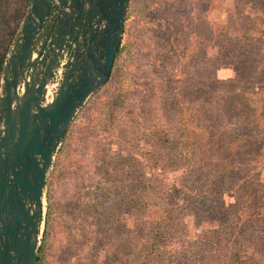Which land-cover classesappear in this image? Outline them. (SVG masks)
Instances as JSON below:
<instances>
[{"label":"rangeland","instance_id":"rangeland-1","mask_svg":"<svg viewBox=\"0 0 264 264\" xmlns=\"http://www.w3.org/2000/svg\"><path fill=\"white\" fill-rule=\"evenodd\" d=\"M32 1L10 0L7 17ZM121 47L48 171L45 264H220L232 234L245 264H264V0H130ZM231 94L255 112L242 101L229 111ZM246 125L227 159L212 136L223 143ZM228 161L243 223L210 234L221 223L207 208L222 198L201 184Z\"/></svg>","mask_w":264,"mask_h":264},{"label":"water","instance_id":"water-1","mask_svg":"<svg viewBox=\"0 0 264 264\" xmlns=\"http://www.w3.org/2000/svg\"><path fill=\"white\" fill-rule=\"evenodd\" d=\"M129 2L31 3L0 83V264L38 263L48 171L80 108L111 77ZM75 21L83 40L48 97Z\"/></svg>","mask_w":264,"mask_h":264},{"label":"trees","instance_id":"trees-1","mask_svg":"<svg viewBox=\"0 0 264 264\" xmlns=\"http://www.w3.org/2000/svg\"><path fill=\"white\" fill-rule=\"evenodd\" d=\"M10 4V0H0V83H1V78L4 72V68H5V64L8 58V54L10 52L11 49V45L14 41V39L16 38V34H17V26H20V20L24 19V17L26 16V14L24 15V13L21 12V10H17L16 12V17H7V7ZM18 16V17H17ZM128 17V16H127ZM22 19V20H23ZM18 20V21H17ZM15 21V22H14ZM17 21V22H16ZM251 30V32L255 31V27H250L249 28ZM224 38H229V34L225 33ZM232 38H229V41L231 42ZM123 48L120 46L118 54L115 58V63L118 59V57L121 55ZM259 52V51H258ZM252 59H255L254 56L251 57ZM114 68V67H113ZM210 71V70H209ZM113 72V71H112ZM212 73V71H210ZM112 75V74H111ZM209 75V73H208ZM216 80L218 81V78H216ZM209 83V82H208ZM225 83H229L230 88L229 89H235V87L237 86L236 84V77L234 78H229L227 81H225ZM236 96H234V94H231L230 99H229V111H236L239 107L240 102H244V109L247 112H255V108L252 106V100L247 98V99H240L239 97L235 98ZM207 102V99H206ZM260 118H264V111L262 112V115ZM258 118V120L260 119ZM231 134H229L225 140L226 142L223 141V143L220 142V138H216V135L212 136V139H216L217 143H219V145H221L223 147V149L226 152V157L227 159L232 157L233 155V151L234 149V145L237 143V141H239V139L241 138V136L246 137L247 135L249 136V127L246 125L245 129L240 132L239 134H236L233 132H230ZM67 136V134H66ZM65 136V138H66ZM188 140L190 139V136H185ZM200 137V135L198 136ZM196 144L197 147L201 148V146L204 145V143L198 139L194 142ZM208 151V150H207ZM206 153L209 154L208 152H204L203 154L205 155ZM258 159V158H257ZM235 163H230L229 161L226 164V169L228 172L226 173H222L220 172V170H218V172H216L215 176H210V178L208 177L201 185H210L213 191V195L215 198H219L220 200V207L218 208V210H215L214 208H212L213 206L209 205L207 210H210L209 214L211 217L217 219L220 221L221 226L219 229L210 232V234H220V232L222 233V231L226 232L225 227L227 226V228H230V230H233V228H239V224L243 223V215H238L237 213V208H238V204L240 202L238 195L234 192L235 190V186L233 184H230L227 182L228 180V175L229 173H233L235 172V168L234 165ZM227 187V188H226ZM247 188V185L246 187ZM225 189H227L228 191H226ZM249 187L247 188L245 194L246 196H250V194L248 195L249 192ZM176 191H179V189H176ZM225 193H227L228 196H232L235 197L237 200L235 203H226V201L224 200ZM217 211V212H216ZM263 208H260V214L263 212ZM50 213H51V207H48V212H47V225H46V231H45V236L42 242V245L39 248V256H38V263L37 264H45V246L47 243V227H48V222H49V217H50ZM196 216H198L196 214ZM208 216V217H210ZM250 220H247V222H249ZM161 224V223H159ZM230 242L234 245L232 250L229 251V259L228 260H223L222 262H220V264H245L244 262V257L245 254L243 253L244 250H242L240 247V241L237 239V236H235L234 234H232L231 238H230ZM254 246H250L247 245L245 251L249 252V250L253 249ZM259 249H261L262 251H264V247H259ZM254 251V250H253Z\"/></svg>","mask_w":264,"mask_h":264},{"label":"flooded vegetation","instance_id":"flooded-vegetation-1","mask_svg":"<svg viewBox=\"0 0 264 264\" xmlns=\"http://www.w3.org/2000/svg\"><path fill=\"white\" fill-rule=\"evenodd\" d=\"M49 16H50V14L48 15V18L46 19V22L49 21ZM54 17H55V15H54ZM54 17L51 19V21L54 22V25L57 28V23L59 21H58V19H55ZM70 32H71V34L69 36H67V41H66L65 46H64L65 55L62 56V59L65 57V60H66L65 62L70 60V57H72V55L74 53L75 47L79 46L83 40V38H82V27H81V24L79 22L75 21L74 28L71 29ZM86 42H88V39H86ZM57 68H56V70H57Z\"/></svg>","mask_w":264,"mask_h":264},{"label":"built area","instance_id":"built-area-1","mask_svg":"<svg viewBox=\"0 0 264 264\" xmlns=\"http://www.w3.org/2000/svg\"><path fill=\"white\" fill-rule=\"evenodd\" d=\"M65 57L60 61V64L57 68V70L55 71L50 87H49V92H48V97H50L52 95V93L54 92L55 89H57L58 85L60 84L62 77L64 75V69L66 67V62H65Z\"/></svg>","mask_w":264,"mask_h":264}]
</instances>
